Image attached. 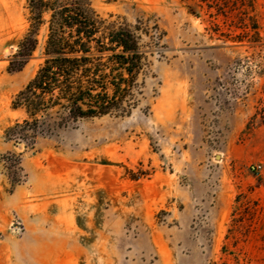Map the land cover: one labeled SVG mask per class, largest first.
<instances>
[{
    "label": "rangeland",
    "instance_id": "1",
    "mask_svg": "<svg viewBox=\"0 0 264 264\" xmlns=\"http://www.w3.org/2000/svg\"><path fill=\"white\" fill-rule=\"evenodd\" d=\"M87 2L137 28L136 106L30 143L9 132L26 118L12 102L45 60L48 24L11 72L30 14L0 0V264H174L162 230L186 205L202 264H264V176L251 170L264 163V0Z\"/></svg>",
    "mask_w": 264,
    "mask_h": 264
},
{
    "label": "trees",
    "instance_id": "2",
    "mask_svg": "<svg viewBox=\"0 0 264 264\" xmlns=\"http://www.w3.org/2000/svg\"><path fill=\"white\" fill-rule=\"evenodd\" d=\"M27 3L30 27L9 70L19 71L27 63L45 22L48 35L43 64L12 102L26 116L9 130L13 137L33 143L39 136L73 128L81 119L130 114L145 65L137 28L99 17L87 0Z\"/></svg>",
    "mask_w": 264,
    "mask_h": 264
},
{
    "label": "crops",
    "instance_id": "3",
    "mask_svg": "<svg viewBox=\"0 0 264 264\" xmlns=\"http://www.w3.org/2000/svg\"><path fill=\"white\" fill-rule=\"evenodd\" d=\"M186 115L187 112L183 108L176 109V120L178 119V122L174 123V131L181 137L189 134V122L184 120ZM170 219L171 221L176 220V224L168 230H162V232L169 236L166 242L171 250L174 264H202L201 244L194 237L192 227L194 221L192 206L186 205L177 217L173 215ZM154 254L156 253L154 252Z\"/></svg>",
    "mask_w": 264,
    "mask_h": 264
},
{
    "label": "built area",
    "instance_id": "4",
    "mask_svg": "<svg viewBox=\"0 0 264 264\" xmlns=\"http://www.w3.org/2000/svg\"><path fill=\"white\" fill-rule=\"evenodd\" d=\"M251 170H252V172H256V173L264 176V163L263 162H259L257 164H253L251 166Z\"/></svg>",
    "mask_w": 264,
    "mask_h": 264
}]
</instances>
